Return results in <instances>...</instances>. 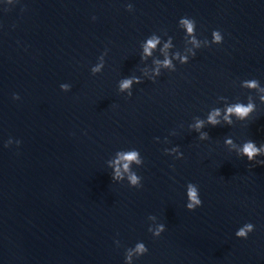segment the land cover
Masks as SVG:
<instances>
[{
  "label": "water",
  "instance_id": "1",
  "mask_svg": "<svg viewBox=\"0 0 264 264\" xmlns=\"http://www.w3.org/2000/svg\"><path fill=\"white\" fill-rule=\"evenodd\" d=\"M185 16L200 39L220 30L223 45L135 86L131 98L119 94L120 79L143 73L148 36H172L183 51ZM0 25V264H124L138 241L149 254L137 264H264V166L224 144L264 143V104L239 87L264 85V0H21L0 6ZM249 98L250 121L206 128L205 142L188 131L195 117ZM9 138L20 146L5 148ZM177 145L184 159L164 155ZM128 148L145 161L139 190L113 183L106 166ZM188 183L200 188L195 212L185 207ZM150 215L166 225L159 239ZM248 222L255 232L236 239Z\"/></svg>",
  "mask_w": 264,
  "mask_h": 264
},
{
  "label": "clouds",
  "instance_id": "2",
  "mask_svg": "<svg viewBox=\"0 0 264 264\" xmlns=\"http://www.w3.org/2000/svg\"><path fill=\"white\" fill-rule=\"evenodd\" d=\"M21 0H0V6L7 8L14 7L20 4ZM127 11L133 12L134 6L132 3L127 4ZM96 17H93L95 20ZM3 26L0 25V28ZM178 28L184 33V49L183 51H173L174 38L168 36L166 42L162 41L161 37L155 33L148 36L140 44V61L145 65L144 71L141 75H131L119 80L117 89L121 95H126L131 98L135 86L143 84L145 81L156 83L163 73H175L177 66H185L191 60L196 58L197 53L204 48H211L212 46H221L224 43V35L220 30H213L211 39H200L197 36V22L190 17H182L178 21ZM162 44V47H160ZM159 53V55H157ZM108 55L107 50L98 57V61L91 67V74L97 76L101 74L105 68V57ZM162 57V59L160 58ZM151 61L152 67H149ZM239 87L247 90L250 94H259V101L264 104V85L258 79H246L239 82ZM60 90L64 93H69L72 90L71 84L62 83ZM220 99L227 100V97L221 96ZM13 100H20L18 94H14ZM257 111V104L251 99L248 102L238 101L235 103H226L223 107H216L210 109L206 117H195L188 125L189 132L198 134V139L201 142L209 141L210 135L206 128H216L227 125L231 127L235 122L246 123L251 120ZM183 127V125H181ZM175 136L176 132L170 133ZM156 143H161L159 137L156 138ZM168 145L170 141L165 138L162 142ZM15 144L20 146L21 141L9 138L4 144L5 148L11 147ZM225 146L229 147L235 155L240 158H246L250 163L264 166V143L257 145L252 140H245L242 145H237L229 136L224 141ZM165 156L174 158L175 160L184 159L183 152L180 147L172 146L163 149ZM144 158L137 148H128L118 150L112 158L106 162L107 168L111 171L112 182L115 184L127 183L131 189H141L143 187V177L136 171L144 167ZM186 209L189 212H195L197 209L203 207L200 188L197 184L188 183L186 185ZM149 223L148 232L153 239H159L167 230L166 225L159 221L157 216L150 215L148 217ZM256 230V226L251 223H245L240 226L235 232V238L238 240H248L251 234ZM119 248L120 241H115ZM149 254V249L143 241H138L134 247H128L124 253V264H137V262L144 256Z\"/></svg>",
  "mask_w": 264,
  "mask_h": 264
}]
</instances>
